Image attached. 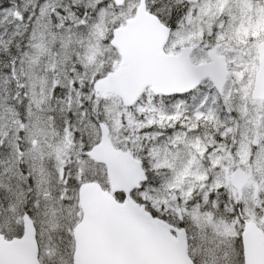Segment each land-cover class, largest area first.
<instances>
[{
  "label": "snow or ice",
  "instance_id": "1",
  "mask_svg": "<svg viewBox=\"0 0 264 264\" xmlns=\"http://www.w3.org/2000/svg\"><path fill=\"white\" fill-rule=\"evenodd\" d=\"M0 264H264V0H0Z\"/></svg>",
  "mask_w": 264,
  "mask_h": 264
}]
</instances>
